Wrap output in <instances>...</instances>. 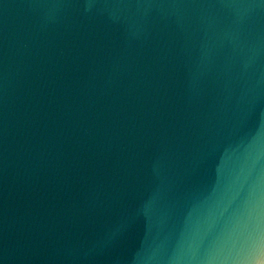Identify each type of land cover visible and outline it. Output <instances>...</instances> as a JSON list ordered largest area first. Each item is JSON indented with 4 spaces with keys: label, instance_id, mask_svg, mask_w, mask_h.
I'll return each instance as SVG.
<instances>
[{
    "label": "water",
    "instance_id": "water-1",
    "mask_svg": "<svg viewBox=\"0 0 264 264\" xmlns=\"http://www.w3.org/2000/svg\"><path fill=\"white\" fill-rule=\"evenodd\" d=\"M0 264H264V0H0Z\"/></svg>",
    "mask_w": 264,
    "mask_h": 264
},
{
    "label": "snow or ice",
    "instance_id": "snow-or-ice-1",
    "mask_svg": "<svg viewBox=\"0 0 264 264\" xmlns=\"http://www.w3.org/2000/svg\"><path fill=\"white\" fill-rule=\"evenodd\" d=\"M253 193H254V187L252 185H249L247 188H245V186L242 184L235 193V199H238L242 202H247L250 201ZM237 243L243 246L245 242L242 239H238Z\"/></svg>",
    "mask_w": 264,
    "mask_h": 264
}]
</instances>
